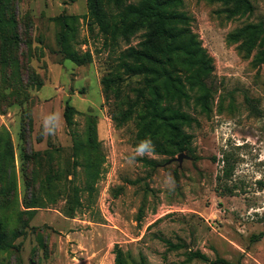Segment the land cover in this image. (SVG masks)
<instances>
[{"label":"rangeland","instance_id":"rangeland-1","mask_svg":"<svg viewBox=\"0 0 264 264\" xmlns=\"http://www.w3.org/2000/svg\"><path fill=\"white\" fill-rule=\"evenodd\" d=\"M250 2V14L228 17L219 0H183L212 59L215 93L208 114L187 109L195 121L185 128L191 137L179 162L180 153L135 156V115L120 125L113 119L134 97L138 77L107 92L101 84L119 72L120 52L140 33L128 44H104L87 24V0H11L23 35L0 48V233H21L0 250V264H113L115 245L128 264H264V236L251 240L264 229V63L228 41L241 26L264 25V0ZM73 29L72 48L90 54L89 62L60 52L61 31ZM66 102L77 111L71 128ZM49 113L62 120L45 136ZM89 161L100 174L82 190ZM226 165L232 171L224 178ZM218 176L231 193L219 196ZM73 186L81 205L67 201Z\"/></svg>","mask_w":264,"mask_h":264},{"label":"trees","instance_id":"trees-1","mask_svg":"<svg viewBox=\"0 0 264 264\" xmlns=\"http://www.w3.org/2000/svg\"><path fill=\"white\" fill-rule=\"evenodd\" d=\"M87 24L92 30L97 26L108 41L116 43L119 39L129 43L132 36L140 33V40L134 46L128 45L119 56V72L114 76L101 79L104 91L127 77H138L134 97L127 103L119 116H113L118 125L136 117L137 135L135 145L141 140L150 139L154 151L162 154H178L185 149L190 134L185 128L191 127L195 119L189 114L191 106L208 114L215 93L210 82L214 67L211 57L201 46L196 34L191 30L190 17L182 9L183 0H87ZM225 6L228 17L245 15L253 10L250 0H219ZM11 0H0V48L6 47L13 38L17 43L23 34L17 29V21L11 11ZM69 22L74 21V17ZM65 18L64 25L69 22ZM25 27V26H24ZM30 26L25 27L24 35ZM21 35V36H20ZM75 30L68 35L61 31L59 36L60 52L66 59L77 64L90 61V54H79L72 48ZM228 41L238 44V49L246 54L255 51V61L264 63V25L249 23L237 28L228 35ZM21 42V41H20ZM23 71V66H20ZM27 70V69H26ZM33 76V74L26 73ZM107 99V95H105ZM76 109L65 103L63 117L68 128L73 125ZM165 145L168 147L165 148ZM228 163V160L225 159ZM88 174L86 188L91 190L100 174L98 167L86 162ZM232 168L223 167L224 178ZM219 196L231 193L232 188L222 184L223 178L217 177ZM218 187V188H219ZM79 188L73 186L68 202L81 205ZM26 210L29 216L37 206ZM20 230L11 229L0 233V250L13 248V241L19 237ZM8 236L10 237L8 239ZM264 236V229L251 236L258 241ZM113 264H128L123 250L115 245ZM190 256L207 260L204 254L193 252ZM143 264V263H141Z\"/></svg>","mask_w":264,"mask_h":264},{"label":"clouds","instance_id":"clouds-1","mask_svg":"<svg viewBox=\"0 0 264 264\" xmlns=\"http://www.w3.org/2000/svg\"><path fill=\"white\" fill-rule=\"evenodd\" d=\"M62 116L60 113H49L42 118L41 134L45 136L54 135L57 128L60 126ZM154 145L150 139L141 140L135 148V156L143 157L151 155L154 151ZM135 158V157H133ZM169 183H174L169 175Z\"/></svg>","mask_w":264,"mask_h":264},{"label":"water","instance_id":"water-1","mask_svg":"<svg viewBox=\"0 0 264 264\" xmlns=\"http://www.w3.org/2000/svg\"><path fill=\"white\" fill-rule=\"evenodd\" d=\"M183 154L182 153H180L179 155H178V157H177V160L180 162L181 160H182V158H183Z\"/></svg>","mask_w":264,"mask_h":264}]
</instances>
